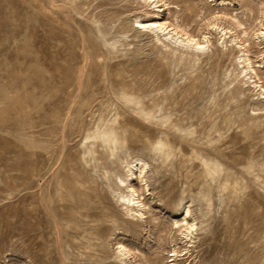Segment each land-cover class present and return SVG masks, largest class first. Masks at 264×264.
<instances>
[{"label":"rangeland","instance_id":"374dc122","mask_svg":"<svg viewBox=\"0 0 264 264\" xmlns=\"http://www.w3.org/2000/svg\"><path fill=\"white\" fill-rule=\"evenodd\" d=\"M164 1L0 0V264H176L180 200L202 224L178 264H264V99L252 83L264 87V0H250L253 12L246 0ZM222 11L244 26L218 24L249 40L260 78L246 85L210 28ZM42 17L61 36L58 55L29 35ZM136 17L213 45L196 60ZM137 157L149 185L139 227L114 192Z\"/></svg>","mask_w":264,"mask_h":264},{"label":"bare ground","instance_id":"6f19581e","mask_svg":"<svg viewBox=\"0 0 264 264\" xmlns=\"http://www.w3.org/2000/svg\"><path fill=\"white\" fill-rule=\"evenodd\" d=\"M71 1L72 0H70V3ZM143 1L148 7V6H152V4L158 5L159 2H163L164 0H142V2ZM165 1L163 5H167L166 3L167 1L166 2ZM75 4H77V2L76 3L74 2V4L72 5V8L74 11H77L78 8H77V5ZM218 5L219 6L222 5V8H221L222 10L223 8L226 10V8L228 9L229 3H227L226 0H222ZM245 6L247 7L248 10L252 12L254 11L255 5L250 0L245 1ZM261 13L264 19V10H262ZM213 17H214V21L211 22L210 28L217 32V35H218L217 45L218 46L222 45V48L223 47L229 48L230 53H235L233 56L234 65L237 64L238 66L234 68V71H233L234 81L239 80L242 84L246 85L253 78V74L256 77H259L258 71L254 67L252 59H251L250 53L252 51L250 49V44L248 43L249 40L242 39L241 42L239 41L240 42L239 43L238 41H236L237 39L236 37H233L230 35L231 32H233L232 30L233 27L231 28V26H229L230 28H226V27H223L222 24L221 25L218 24L219 21L222 20V18H226V19L230 18L232 19L233 24L236 27H241L243 25L242 21L237 16H229V12L227 13L225 11H222L221 13L218 12ZM140 19L141 18L136 17V19L134 20V23H136L135 27L144 29V30L149 29L153 31L154 39H157L158 42L168 40L169 46L174 45L178 48L185 49V51L187 50V52L188 50H191L193 52L191 53V56L195 57V59L200 58L201 56H204L206 51L209 50L210 46L213 45L211 35L205 34L199 38L196 36V34L186 31L187 29L179 30L178 29L179 27H176L177 25L175 27H172L171 25H167L168 23L160 21L159 18L148 19V20H140ZM262 22L260 23L262 26H264V23ZM243 33H244V36L247 35L246 31H244ZM29 35L31 36V38H38L37 42L40 43V49L42 50L41 51L42 54H44L43 52H46V47L48 50L49 43L50 45L51 44L54 45V50L57 55L60 53V50L62 48L60 47V43L62 42L61 36L59 33L52 32V27L48 24V22L43 17L39 18L38 20L34 21V23H31L29 25ZM256 38L257 39L264 38V28L261 31H259L258 34H256ZM163 44H166V43H163ZM43 48H44V51H43ZM219 52L224 53V50L220 49ZM252 83H254L253 86L255 88H259L260 98L264 99V87L261 84H259L257 81L253 80ZM38 119H39V123L32 125L33 128L35 129L39 127H44L47 123L46 122L47 116L45 114L44 107L42 108V111L40 112ZM44 132L45 130L41 128V130L38 133L39 135H43ZM127 168H128V171L130 172V176L126 179L120 178V183L118 182L115 184L116 186V190H114V192L116 193L115 198L117 202L120 203L126 211V216H127L126 223L128 225L139 227L142 225L143 220L146 216L144 210H146L147 204L143 202V200L145 199V197L143 198V196L145 195H144V192L141 193V191L143 190L145 191V189L149 191L148 189L149 185L142 177V173H144L147 169V163L142 158L137 157L127 164ZM137 172H139L140 175L137 174ZM135 179L137 180L139 179L140 183L139 184L137 182L135 183L136 181ZM182 202L183 201L180 200V204L178 203L180 208L178 206L177 207L182 212V215H184V218L174 220L170 228V232L174 231V238L172 237L174 248L169 253H170V257L173 258L172 261H175L176 264L184 262V256L188 254L189 248L196 247L198 231L202 224V222H199L197 221L196 218L192 217L190 206L183 204ZM124 231L126 233H133V229L130 227H128L127 229H124ZM179 245H182V246H179ZM132 254L133 253L130 247L127 248L124 245H120L118 247L117 257L121 262H127L128 260H130Z\"/></svg>","mask_w":264,"mask_h":264}]
</instances>
